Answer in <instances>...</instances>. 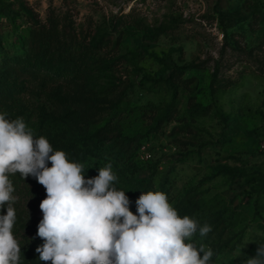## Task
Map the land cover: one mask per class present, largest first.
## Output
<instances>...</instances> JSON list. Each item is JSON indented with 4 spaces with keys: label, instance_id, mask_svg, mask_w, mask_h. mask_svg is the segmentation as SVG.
Listing matches in <instances>:
<instances>
[{
    "label": "rangeland",
    "instance_id": "obj_1",
    "mask_svg": "<svg viewBox=\"0 0 264 264\" xmlns=\"http://www.w3.org/2000/svg\"><path fill=\"white\" fill-rule=\"evenodd\" d=\"M16 96L85 179L111 164L133 214L161 191L209 224V264L264 243V0H0V105Z\"/></svg>",
    "mask_w": 264,
    "mask_h": 264
},
{
    "label": "clouds",
    "instance_id": "obj_2",
    "mask_svg": "<svg viewBox=\"0 0 264 264\" xmlns=\"http://www.w3.org/2000/svg\"><path fill=\"white\" fill-rule=\"evenodd\" d=\"M0 114V264H19L20 243L13 234L17 220L10 176L33 175L47 193L40 204L43 219L36 248L40 260L51 264H209L213 251L192 241L212 231L196 219L181 216L161 191L142 193L137 213L129 198L113 187L117 176L111 164L85 179L84 166L54 151L44 136L34 137L22 117ZM51 167H48V163ZM247 244V243H246ZM245 245V244H244ZM243 248V247H242ZM243 264H264V243Z\"/></svg>",
    "mask_w": 264,
    "mask_h": 264
},
{
    "label": "trees",
    "instance_id": "obj_3",
    "mask_svg": "<svg viewBox=\"0 0 264 264\" xmlns=\"http://www.w3.org/2000/svg\"><path fill=\"white\" fill-rule=\"evenodd\" d=\"M25 66L33 65L32 62L24 61ZM63 74V73H59ZM13 90H16V85L12 84ZM20 97L16 96V99L8 107L0 105V114L6 113L7 119L12 120L11 112L20 108ZM26 125L32 129L34 137L36 128L32 126L28 120L24 119ZM51 167V164L47 165ZM14 184L15 191L13 195L16 197V203L14 204L17 220L13 227V234L20 243V249L22 248H37L44 244V240L40 238L38 228L33 222L34 211L40 207L42 201L47 198L46 189L41 185L37 178L33 175L22 177L19 172L15 176H10ZM7 211V204L0 207V215H5ZM28 264H39L35 258L29 260Z\"/></svg>",
    "mask_w": 264,
    "mask_h": 264
}]
</instances>
